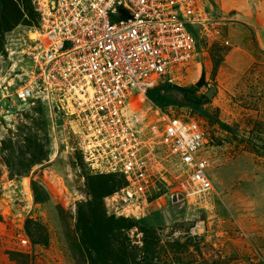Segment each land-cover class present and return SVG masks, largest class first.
<instances>
[{
    "label": "rangeland",
    "instance_id": "1",
    "mask_svg": "<svg viewBox=\"0 0 264 264\" xmlns=\"http://www.w3.org/2000/svg\"><path fill=\"white\" fill-rule=\"evenodd\" d=\"M19 1L23 18L17 25L8 20L13 26L0 39V264H264V0H202L210 32L217 33L193 28L196 56L169 78L178 87H194L199 99L211 88L202 108L234 134L193 114L179 96L164 108L135 94L126 103V117L144 137L166 118L200 126L215 193L193 200L175 195L179 163L159 146L150 158L155 180L144 216H123L119 190L103 197L105 216L126 224L107 233L104 245L112 252L101 255L93 237L80 236L90 226L86 205L92 199L84 174H114L96 173L84 162L81 128L56 100H15L13 91L28 80V40L40 31L38 5L55 2ZM201 73L204 83L196 87ZM13 174L19 175L15 183ZM32 182L43 188L42 201L35 200ZM39 227L46 245H33L25 232ZM86 246L96 252L89 255Z\"/></svg>",
    "mask_w": 264,
    "mask_h": 264
},
{
    "label": "built area",
    "instance_id": "2",
    "mask_svg": "<svg viewBox=\"0 0 264 264\" xmlns=\"http://www.w3.org/2000/svg\"><path fill=\"white\" fill-rule=\"evenodd\" d=\"M37 11L40 31L26 52L28 80L13 96L21 102L54 99L74 117L84 137V162L124 182L116 195L123 216H144L155 180L150 158L159 146L179 163L175 195L193 200L215 193L204 155L208 140L197 123L166 118L144 137L125 112L134 94L145 98L195 58L193 28L217 33L210 32L202 0H55L52 6L43 1Z\"/></svg>",
    "mask_w": 264,
    "mask_h": 264
},
{
    "label": "trees",
    "instance_id": "3",
    "mask_svg": "<svg viewBox=\"0 0 264 264\" xmlns=\"http://www.w3.org/2000/svg\"><path fill=\"white\" fill-rule=\"evenodd\" d=\"M23 1L26 2V0ZM19 2V0H0V39L3 37L4 33L9 31L13 25H17L19 20L23 18V15H21L22 11H20L19 9ZM208 2L213 5L212 0H208ZM28 15L30 14L28 13ZM8 20H12L14 24L9 25ZM23 22H26V20H23ZM36 28H39V15ZM194 36L195 38H197L196 32H194ZM1 49L2 48H0V50ZM194 89V87L191 89L178 87L176 85L168 83L167 79H164V81L161 80L155 87L147 90L145 94V99L153 107L164 108L168 107L169 103L177 99V96H179L180 98L185 99L189 103V105L185 107L189 109L193 114H196L203 119L209 120L210 123L217 125L222 131L226 133L234 134L235 131L233 128L225 125L216 117L208 115V113L203 110L202 106L205 102H207L206 95H203L200 98V102L198 103L186 99V91H193ZM218 145V143L213 142V147H217ZM261 149L264 152V145H262ZM42 160L43 158L38 159V161ZM84 176L86 186L89 189L88 195L92 198L91 201L86 205L88 211L87 226L89 222L90 226L92 223V227L91 229H89L90 226L89 228L86 227L87 229L82 230V234H80V236L82 238L88 237V239H90V237H93L95 240L94 246L97 252L92 248H88L87 246L85 250L88 252L89 255H91V251L96 252L98 255H101V253H103L104 251L106 253H108V251L112 252V248L107 249L104 245V240L107 239V233H110V230H119L120 228L125 227L126 222L122 219L116 222L113 220V218H107L103 211L101 201L103 197L110 196L111 194L116 193L118 190L122 189V187L124 186V182L121 178L115 175L92 177L88 173H85ZM12 179L13 183L17 182L19 180V175L13 174ZM31 185L34 191L35 200L42 201L43 199L41 200V195H44L43 188L41 186L38 187L37 183L35 182H32ZM81 207L82 206L79 205L78 209ZM98 228L102 229V234L88 233V230L93 231ZM25 232H27L29 239L31 240V243L33 245H36L37 243L46 245V232L43 227H39L36 230V233L34 231H28L26 229ZM36 234H38V237H36ZM97 235L98 237H96Z\"/></svg>",
    "mask_w": 264,
    "mask_h": 264
},
{
    "label": "water",
    "instance_id": "4",
    "mask_svg": "<svg viewBox=\"0 0 264 264\" xmlns=\"http://www.w3.org/2000/svg\"><path fill=\"white\" fill-rule=\"evenodd\" d=\"M203 83H204V74L201 73L200 78H199L198 82L195 84V86H196V87H201V86L203 85ZM212 93H213V90L210 88V90H209V92H208V94H207V98H210L211 95H212ZM187 98H188L190 101H193V102H197V103L200 102V99H199V98H196L195 96H193V95H191V94H189ZM199 223H200V222H199Z\"/></svg>",
    "mask_w": 264,
    "mask_h": 264
},
{
    "label": "flooded vegetation",
    "instance_id": "5",
    "mask_svg": "<svg viewBox=\"0 0 264 264\" xmlns=\"http://www.w3.org/2000/svg\"><path fill=\"white\" fill-rule=\"evenodd\" d=\"M189 94H191V95L194 96V94H193L192 91H190V90L186 91V99H187V100H189V99L187 98ZM189 101H190V100H189Z\"/></svg>",
    "mask_w": 264,
    "mask_h": 264
}]
</instances>
